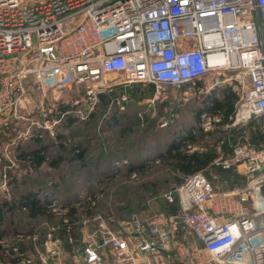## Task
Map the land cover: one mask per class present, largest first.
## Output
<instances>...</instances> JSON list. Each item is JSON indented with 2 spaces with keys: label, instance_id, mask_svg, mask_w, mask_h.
Instances as JSON below:
<instances>
[{
  "label": "built area",
  "instance_id": "2783aa9c",
  "mask_svg": "<svg viewBox=\"0 0 264 264\" xmlns=\"http://www.w3.org/2000/svg\"><path fill=\"white\" fill-rule=\"evenodd\" d=\"M207 75L237 97L230 125L260 118L264 132V0H0V133L14 130L11 144L55 139L67 115L86 120L106 102L122 108L134 84L153 85V104L167 86L192 88ZM214 119L203 113L200 128ZM211 165L247 179L217 192L195 171L164 194L177 199L175 213L82 215L76 238L70 206L51 199L62 226L18 234L33 246L15 242L0 264H264V146L238 140ZM89 202L82 192L71 206Z\"/></svg>",
  "mask_w": 264,
  "mask_h": 264
},
{
  "label": "rangeland",
  "instance_id": "374dc122",
  "mask_svg": "<svg viewBox=\"0 0 264 264\" xmlns=\"http://www.w3.org/2000/svg\"><path fill=\"white\" fill-rule=\"evenodd\" d=\"M29 1L25 0V2ZM209 76L200 80L201 85L213 80ZM219 84L221 85V83ZM187 87L190 88L187 84L180 87L167 86L166 93L168 95L162 98L157 95L154 103L151 104L147 100L150 99L153 92L148 97L140 98L138 96L140 93H147L148 84H134L128 89L129 100L122 108L111 105L100 106L93 119L70 127L60 126L61 120L57 126V134L64 135L61 140L64 143L62 149L54 143L57 136L55 139L50 138L54 140L53 143L47 139L38 145L28 144L31 145L30 149L44 147L48 159L60 155L62 162L55 169H51L46 163L33 169L30 159L25 161L26 166L22 165V162L15 157L14 152L15 147L26 143V140L17 138L11 144L12 138L8 141L5 139V133H0V184L3 173L7 178L6 190L0 188V199H8L10 205H14L11 210L4 211L6 214L0 222V230H3L5 234L0 237L4 244L0 248V260H5L6 251L19 240L22 241L20 243H24V247L33 246L32 240L18 238V234H27L33 231L40 238L47 229L59 225L61 216L46 206L47 202L54 198L58 199L61 205L71 206L78 199L80 193L95 194L93 213L107 216L105 209L110 206L113 213L111 216L115 221L124 220L134 214L144 215L149 210L163 211L164 194L170 191L175 183L171 182L167 187L163 186L152 193L139 189V184L144 179H153L151 173L154 171V166L151 167V165H154V156L162 151L171 140V136L168 137L169 132L178 133L176 128L178 124L182 125L188 119H190L189 121L195 119L198 102L194 101L196 98L193 94L185 98L186 101L183 105H180V101H176L177 93ZM66 91L68 90L64 89V96H70ZM71 92L74 93V91ZM170 99L173 104L168 105L167 101ZM175 113L177 117L173 116L172 119H178V121L173 120L167 128L159 126L158 119H164L169 117V114ZM215 131L216 129H214ZM13 135L14 133L8 132L6 136ZM197 135L195 143L198 150L213 148L215 152L218 151L216 149L218 139L215 135ZM6 143H10L8 156L5 155L7 152ZM74 150L79 153L82 151L80 162L73 159L71 154ZM120 159H126L127 164L122 165L117 172H114L112 165ZM10 163L14 165L9 168L5 167ZM126 165L135 168L142 167L143 171L141 173L134 172L135 175H132L131 171L130 175L126 176L128 170ZM216 166L218 165H210L204 169V172L217 192L227 191L235 185L242 186L245 183L244 178L239 177V175L243 176L242 174L236 172L239 175H226L221 173ZM233 175L237 176V179L233 180ZM29 190L37 191L40 201H47L44 204L47 209L46 214L31 218L26 215V208L15 205L16 198ZM119 206H124L120 212L117 210ZM77 209L81 208L77 207ZM76 222L77 230L78 221ZM89 227L93 228L94 222H90Z\"/></svg>",
  "mask_w": 264,
  "mask_h": 264
},
{
  "label": "trees",
  "instance_id": "16d2710c",
  "mask_svg": "<svg viewBox=\"0 0 264 264\" xmlns=\"http://www.w3.org/2000/svg\"><path fill=\"white\" fill-rule=\"evenodd\" d=\"M200 83H201V81L197 80V81H195L194 85H200ZM152 92H153V85L148 84L147 93H145V94L140 93L138 96L140 98L148 97L152 94ZM236 99H237V97L234 95V93L229 92V93H226V95H224V97L221 100L213 102L210 105L209 108L211 110H213L214 112L219 114L220 121L218 123H215V126H218L216 128V131L215 132L213 131L209 134L215 135L216 138H219V136L222 133H224L226 139L223 141L224 142L223 148L229 149L230 150L229 152H231L232 146L238 140H247L250 144H252L256 148L264 146V132L262 131L261 126H260L261 120L260 121L258 120L257 122L254 121V119L257 120L260 118H253V120L250 121V123H248L246 126H244L242 128H237V129L232 128L231 130H227V129H223L222 127H220L224 123L231 122L232 116L234 114ZM101 106L107 107V102L102 104ZM94 116H95V113L91 114L90 117L86 120H78L73 115L69 114L64 119H62L60 126H63V127L74 126L76 124L86 122L89 119H93ZM170 125L171 124L165 126L164 128H167ZM184 125L185 124H182V125L178 124V127H176L178 133H176L174 131L169 132L168 137L171 136L170 137L171 140L165 145V147H164V149H162V151H160L159 153H157L154 156L155 162H154V165H151V167L154 166L153 167L154 171H153V173H151V174H153V179H149V180L144 179L139 184V189L144 190L147 193H152V192L156 191V189H159L163 186L167 187L168 184L171 182L175 183V185H177L180 183L183 176L190 174V173H193L195 171L204 170L205 168H207L208 166L211 165L213 158H215L217 156V152H215L213 148H209V149L205 148L202 150L187 151V149L185 147H183V145H182L183 140H181L180 137L178 138V136L180 134L181 128ZM9 133L13 134L14 130L9 131ZM187 133H190L189 131H187V128L182 129L183 135L186 136ZM245 135L247 136V138L245 137ZM191 136H193V135H191ZM63 137H64L63 134L58 133L57 134V141L51 140L46 135H43L42 138H34V139L26 140V143L17 145L15 147V152H14L15 157L17 158L18 161H21L22 165H24V166L27 165V163L25 161L30 159L31 166L33 168H36L43 163L48 164V166H50L52 168H57L59 166V164L62 162V157L60 155L56 158L48 159L45 155V152L43 149L44 147L43 148L40 147V148H36V149H32V148L30 149L29 146H31V145H28V144L31 143L34 145H38L40 143H43L45 140L50 139V142L53 143V141H54V143L57 144L56 146L62 149L63 148L62 144H64V143L61 140L63 139ZM81 152L79 153V151L76 152L74 150L73 153L71 152L72 154L71 153L70 154L73 155V159L75 161L80 162V160H82V156H81L82 153ZM126 166L128 168V170H127L128 173L126 171V176L130 175L131 171H132V173L133 172L141 173L143 171L142 167H136L135 168L134 166H130V165H126ZM216 168L221 173H225L226 175H231V174L239 175L231 168H223L221 166H216ZM24 175H26V174L24 173ZM235 175L232 176L233 180L237 179V176H235ZM239 177H243L244 181H246V179H247L246 175H243V176L239 175ZM91 197L93 198L94 203H95V198H96L95 194H91ZM45 202L46 201H43V202L40 201L37 191L35 192L33 190H29V191L22 193L21 195L18 196V198H16L15 205L20 207V208L21 207L26 208V215H28L31 218H35L39 215L46 214L47 209H45V205H44ZM13 206L14 205H10L8 199L7 200L6 199H3V200L0 199V222L2 221V219L4 217V214H6V212L4 213V211L5 210H11L13 208ZM177 206L178 205H177V199L176 198L174 199L173 202H168L167 200H164V208L162 207V209L166 213L173 214L176 212ZM122 208L124 209V206H119L117 208V210L120 212L122 210ZM105 210H107V211H105L106 212L105 215L107 214V216L108 215L113 216V213L111 212L112 209L110 208V206L106 207ZM150 211H152V210H149L148 212H150ZM156 211H158V210H156ZM93 212H94V204H91V202H89V204H86L84 209L78 210L77 207H75V206H70L68 208V210L66 212V216L69 219V223L74 225L73 226V232H72V235L74 238H76V225L74 224L75 219H76V221H78L82 217V215L91 216L94 214ZM59 224L62 226L61 218H60ZM3 235H5L4 231L0 230V237H2ZM40 237H43V235ZM18 243L24 247V245H23L24 243H20V242H18ZM68 246L69 245L66 244V248H68ZM0 248H1V245H0Z\"/></svg>",
  "mask_w": 264,
  "mask_h": 264
},
{
  "label": "crops",
  "instance_id": "0c3cea01",
  "mask_svg": "<svg viewBox=\"0 0 264 264\" xmlns=\"http://www.w3.org/2000/svg\"><path fill=\"white\" fill-rule=\"evenodd\" d=\"M209 77L211 79H213L211 82H208L207 84L205 83V84H202V85L200 83V85H195L192 88H188V87L187 88H183L179 93H177V97H176L177 100L176 101H180L181 102L180 105H183L185 103V101H186L185 98L188 95L192 96L191 94H193L195 96V98H196V100H194V101L195 102H198L197 110H196V113H195V119H192L193 121H189L190 119H188V121L185 122V125L181 128L180 134L178 136V138L180 137L181 140H183L182 145H183V147H185L187 149V151L198 150V148L196 146V143H195V140L197 139V134H202V135L209 134V133L213 132L214 129H216L218 127V126H215V123H218L220 121L219 114L216 113V112H214L213 110H211L209 107H210V105L213 102H216V101L221 100L224 97V95H226V93L232 92L227 87H223L222 84L221 85L219 83L214 84L215 83V77H214V75H210ZM220 90H221V94H220ZM191 92H193V93H191ZM232 93H234V92H232ZM167 102H168V105L173 104V103H171V99L169 101H167ZM183 111H184V109H183ZM184 112L187 113L186 110ZM206 112H209V113L215 115L216 117H218V120H215L214 119L213 122H212L211 129H209L207 131H203L200 128L199 123H200V120H201V115L203 113H206ZM172 115H174V116L177 117L176 113L175 114H172ZM159 120L160 119H158V123H159ZM169 120L170 121H169L168 125L173 120L175 121L176 119H169ZM179 120H182V119H179ZM183 120H185V119H183ZM252 120L253 119H250V120H248L245 123H239V124H236V125H230V122L229 123H224L220 127H222L223 129H227V130H231L232 128H235V129L242 128V127L246 126L248 123H250V121H252ZM258 120H260V119H257V120L254 119V121H256V122ZM186 124H188V125H186ZM163 127H165V126H163ZM186 128H187V131H189L190 133H187L186 136H185V135L182 134V129H186ZM191 135H193V136H191ZM246 135H245V137L247 138ZM5 139H8V136H5ZM217 139H218V143H217V147H216V149L218 150L217 151V155L218 154H228L230 150L227 149V148H225V149L223 148L224 147L223 146L224 145V142L223 141L226 139L224 133H222L219 136V138H217ZM27 161H29V160H27ZM38 167L33 168V169H37ZM50 168L51 169H55V168H52V167H50Z\"/></svg>",
  "mask_w": 264,
  "mask_h": 264
},
{
  "label": "water",
  "instance_id": "95a60500",
  "mask_svg": "<svg viewBox=\"0 0 264 264\" xmlns=\"http://www.w3.org/2000/svg\"><path fill=\"white\" fill-rule=\"evenodd\" d=\"M100 97H103V95L101 94ZM173 189V188H172Z\"/></svg>",
  "mask_w": 264,
  "mask_h": 264
},
{
  "label": "bare ground",
  "instance_id": "6f19581e",
  "mask_svg": "<svg viewBox=\"0 0 264 264\" xmlns=\"http://www.w3.org/2000/svg\"><path fill=\"white\" fill-rule=\"evenodd\" d=\"M223 93V92H222ZM220 94H221V90H220Z\"/></svg>",
  "mask_w": 264,
  "mask_h": 264
}]
</instances>
